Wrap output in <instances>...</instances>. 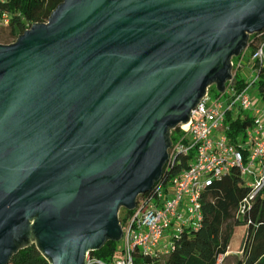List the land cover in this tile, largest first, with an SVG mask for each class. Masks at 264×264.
Here are the masks:
<instances>
[{"label":"water","instance_id":"obj_1","mask_svg":"<svg viewBox=\"0 0 264 264\" xmlns=\"http://www.w3.org/2000/svg\"><path fill=\"white\" fill-rule=\"evenodd\" d=\"M262 29L264 0H62L0 43V264L29 241L50 264L118 241L169 129Z\"/></svg>","mask_w":264,"mask_h":264},{"label":"built area","instance_id":"obj_2","mask_svg":"<svg viewBox=\"0 0 264 264\" xmlns=\"http://www.w3.org/2000/svg\"><path fill=\"white\" fill-rule=\"evenodd\" d=\"M9 18L8 13L0 12V27H7ZM229 60L230 77L223 90L217 93L211 89L215 84L207 86L190 110L186 130L180 123L169 129L171 144L163 168H175V172L167 179L160 177L148 192L138 195L130 214L119 219L121 247L107 258L88 251L82 264H164V256L181 232L200 225L201 195L207 186L237 170L248 189L237 207V217L264 188V107L253 101L257 95L264 102L257 88L264 83V35L253 50L247 44ZM241 69L248 71V77ZM236 120L246 124L231 140L226 130ZM222 260L223 255H219L215 264H222Z\"/></svg>","mask_w":264,"mask_h":264},{"label":"trees","instance_id":"obj_3","mask_svg":"<svg viewBox=\"0 0 264 264\" xmlns=\"http://www.w3.org/2000/svg\"><path fill=\"white\" fill-rule=\"evenodd\" d=\"M62 0H3L0 12L9 14V35L16 39L26 25L46 22L52 11ZM263 31L248 34L246 44L253 50ZM245 44V45H246ZM214 84V83H212ZM259 95L264 99V83L257 85ZM214 90V86H211ZM245 120H236L226 130L231 140L242 131ZM172 136H170L171 138ZM169 140V135H166ZM175 168L162 167L161 178L167 179ZM158 183V182H156ZM154 183L153 185H155ZM246 183L236 169L215 180L201 195L202 220L197 228L185 229L174 240L173 248L164 256V264H215L219 255H224L229 246L230 234L223 235V224L233 217L234 211L247 195ZM124 210V217L131 210ZM118 219H122L118 216ZM236 224L245 225L244 243L241 256L236 264H264V188L249 200L243 213L234 218ZM116 249V241L106 238L102 245L93 251L101 258L109 257ZM6 264H50L35 242L17 245Z\"/></svg>","mask_w":264,"mask_h":264},{"label":"rangeland","instance_id":"obj_4","mask_svg":"<svg viewBox=\"0 0 264 264\" xmlns=\"http://www.w3.org/2000/svg\"><path fill=\"white\" fill-rule=\"evenodd\" d=\"M15 39L9 35V28L8 27H0V43L8 44L13 42ZM241 72L248 77V71L245 69H241ZM215 91L218 93V89L214 86ZM215 91L211 92V96L215 97ZM252 96L255 97L256 90H252ZM254 104L258 107H264V102L262 99H259L258 96L253 99ZM239 140H241V134H239ZM118 216L124 218V210L118 211ZM237 212L234 211L233 217L227 220L222 228L221 232L223 235L230 234V242L228 246L227 252L223 255L222 264H236L237 260L241 256V250L244 243V236H245V225L243 224H236L234 222V218H236ZM116 247H121V241H116Z\"/></svg>","mask_w":264,"mask_h":264}]
</instances>
